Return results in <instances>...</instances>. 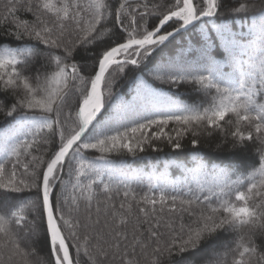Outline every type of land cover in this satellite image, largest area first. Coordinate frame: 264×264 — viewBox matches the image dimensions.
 Instances as JSON below:
<instances>
[{
    "label": "snow or ice",
    "instance_id": "obj_1",
    "mask_svg": "<svg viewBox=\"0 0 264 264\" xmlns=\"http://www.w3.org/2000/svg\"><path fill=\"white\" fill-rule=\"evenodd\" d=\"M222 3L7 0L0 32L17 43L0 41V114L11 119L0 129V264H31L34 238L48 249L42 264H79L82 252L90 264H228L229 254L231 264H264V0L231 8L261 11L260 48L239 77L221 72L207 51L195 68L156 59L175 35L218 16ZM81 48L95 51L90 70L76 62ZM128 72L131 102L112 92ZM149 80L187 83L200 101L160 97ZM216 134L217 150L230 142L253 157L250 171L213 165L209 179L198 160L205 178L187 191L155 183L138 196L98 166L112 154L162 152L156 141L181 150L189 135L195 152ZM89 150L99 155L89 160Z\"/></svg>",
    "mask_w": 264,
    "mask_h": 264
},
{
    "label": "trees",
    "instance_id": "obj_2",
    "mask_svg": "<svg viewBox=\"0 0 264 264\" xmlns=\"http://www.w3.org/2000/svg\"><path fill=\"white\" fill-rule=\"evenodd\" d=\"M255 2L259 5L261 0H255ZM6 3L7 0H0V16L5 14L4 8ZM233 6H238L236 0H223L218 16L204 18L202 21H206V23L198 22L195 28L191 27L187 31L175 36L167 47L162 48L156 53V59H163L165 61L174 59L176 62L186 61L195 68L204 61L201 53L207 51L211 53L215 66L221 72L239 77L241 66L247 68L250 58L254 57L259 51L261 11L259 7H256L240 13H234L231 11ZM20 15L22 18H31L30 14H25L23 11L20 12ZM104 39L106 41L107 37ZM0 41L5 45L10 44L12 47H15L17 43L12 38L6 37L3 32H0ZM97 47H102V44L98 42ZM229 51H231V57H228ZM94 55L95 51L93 49L81 48L76 54L75 59L87 71L91 69ZM226 57H228L227 60ZM136 75H140V73L137 72ZM132 77L133 73L128 72L127 75L118 78L112 85L113 95L123 97L124 100L129 102L134 101L136 99V83ZM149 83L160 97H170L177 102L185 104H193L200 101V95L193 90V86L187 83L182 82L179 85H168L151 80H149ZM0 99H5V97L0 94ZM260 99L264 100V97ZM116 104H118V99H113L109 102L110 110L104 111V115L101 117L102 120L110 118L111 106ZM123 111L124 109H121V112ZM123 122L127 124V120ZM10 124L11 119L5 118L0 114V129H7ZM120 130H123V128ZM109 134L112 133L109 132ZM190 140L191 136L189 135L182 141L184 147L178 151H173L164 141H156L155 143L164 149L162 152H153L149 149L137 157L129 156L126 153L112 154L109 156L107 162H98V166L111 171L114 181H129L138 196L143 195L144 192L148 191L149 186L155 183L175 185L187 191V185L190 182L197 178H205L198 167V160L203 161L207 165L206 171L208 174L207 178L209 179L211 178L213 165L223 168L231 164L237 169V174L240 171L251 170L248 168V164L253 157L249 153L232 151L230 142L224 145L222 150H217V144L221 140L219 134L210 138L202 137L201 143L197 146L195 152ZM196 153L199 154V157H197ZM84 155L91 160L98 156L99 153L89 150ZM240 161H243V168L239 165ZM68 178L66 169L64 179L67 180ZM105 178L107 179V177ZM232 178L235 179V176ZM192 186L195 189V184H192ZM69 192H71L70 187ZM100 198L102 199L103 196L101 195ZM187 220L188 217L185 215V222ZM222 239L233 240L234 237L225 234ZM232 247H235L234 243ZM28 250L35 253L29 257L31 264H42L48 255V249L45 247L44 241L39 238L33 239V246ZM219 250L222 253L226 251L223 248ZM72 254L75 257V249H72ZM231 260L232 256L229 254L228 264H231ZM79 264H90L88 257L83 252L81 253ZM104 264H114V262L109 259Z\"/></svg>",
    "mask_w": 264,
    "mask_h": 264
},
{
    "label": "water",
    "instance_id": "obj_3",
    "mask_svg": "<svg viewBox=\"0 0 264 264\" xmlns=\"http://www.w3.org/2000/svg\"><path fill=\"white\" fill-rule=\"evenodd\" d=\"M204 18H202V20H203ZM198 22H196V24H197ZM191 28V26H189V29ZM188 30V29H187ZM187 30H183L181 33H183V32H185V31H187ZM181 33H179V34H181ZM179 34H177V35H179ZM177 35H175V36H177Z\"/></svg>",
    "mask_w": 264,
    "mask_h": 264
}]
</instances>
